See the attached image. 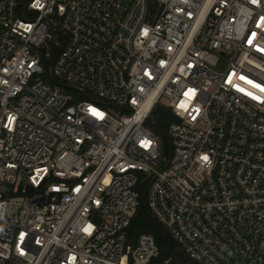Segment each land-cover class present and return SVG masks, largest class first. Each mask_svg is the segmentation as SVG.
<instances>
[{
	"label": "built area",
	"instance_id": "obj_1",
	"mask_svg": "<svg viewBox=\"0 0 264 264\" xmlns=\"http://www.w3.org/2000/svg\"><path fill=\"white\" fill-rule=\"evenodd\" d=\"M146 178L191 259L264 264V0H0V264H168Z\"/></svg>",
	"mask_w": 264,
	"mask_h": 264
},
{
	"label": "trees",
	"instance_id": "obj_2",
	"mask_svg": "<svg viewBox=\"0 0 264 264\" xmlns=\"http://www.w3.org/2000/svg\"><path fill=\"white\" fill-rule=\"evenodd\" d=\"M64 90L69 92L71 88L66 85ZM175 120L176 117L166 105L157 103L153 106L149 117L145 121L146 126L158 138L160 155L164 161L172 156L168 127ZM149 181V178L143 179L137 186L138 205L126 229L125 250L127 252L131 250L141 233H148L153 236L158 246L159 259L169 258L168 264H199L185 253L150 211L146 198Z\"/></svg>",
	"mask_w": 264,
	"mask_h": 264
},
{
	"label": "rangeland",
	"instance_id": "obj_3",
	"mask_svg": "<svg viewBox=\"0 0 264 264\" xmlns=\"http://www.w3.org/2000/svg\"><path fill=\"white\" fill-rule=\"evenodd\" d=\"M161 100H163V99H161ZM161 103V102H160Z\"/></svg>",
	"mask_w": 264,
	"mask_h": 264
},
{
	"label": "snow or ice",
	"instance_id": "obj_4",
	"mask_svg": "<svg viewBox=\"0 0 264 264\" xmlns=\"http://www.w3.org/2000/svg\"><path fill=\"white\" fill-rule=\"evenodd\" d=\"M205 159H206V157H205Z\"/></svg>",
	"mask_w": 264,
	"mask_h": 264
}]
</instances>
